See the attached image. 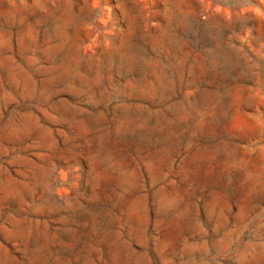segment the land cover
I'll list each match as a JSON object with an SVG mask.
<instances>
[{
    "label": "rangeland",
    "instance_id": "obj_1",
    "mask_svg": "<svg viewBox=\"0 0 264 264\" xmlns=\"http://www.w3.org/2000/svg\"><path fill=\"white\" fill-rule=\"evenodd\" d=\"M0 264H264V0H0Z\"/></svg>",
    "mask_w": 264,
    "mask_h": 264
}]
</instances>
